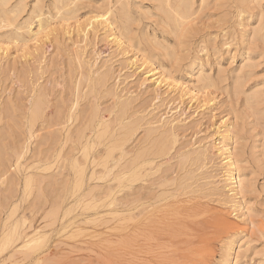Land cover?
<instances>
[{"label": "rangeland", "instance_id": "1", "mask_svg": "<svg viewBox=\"0 0 264 264\" xmlns=\"http://www.w3.org/2000/svg\"><path fill=\"white\" fill-rule=\"evenodd\" d=\"M164 1L0 0V264H264V0Z\"/></svg>", "mask_w": 264, "mask_h": 264}, {"label": "bare ground", "instance_id": "2", "mask_svg": "<svg viewBox=\"0 0 264 264\" xmlns=\"http://www.w3.org/2000/svg\"><path fill=\"white\" fill-rule=\"evenodd\" d=\"M56 2H62V0H54ZM166 1V0H165ZM164 1V2H165ZM186 1V0H185ZM166 3H168L166 1ZM177 3V2H176ZM190 3V2H189ZM7 4V3H6ZM70 5V4H69ZM175 5V4H174ZM131 6V5H130ZM129 6V7H130ZM165 6V3L164 5ZM167 6V4H166ZM170 6V5H169ZM188 6V4H187ZM192 6V5H191ZM123 9H127L126 8V4L124 3L123 4ZM164 8V7H163ZM173 8H176V6H174ZM167 11L169 8H166ZM6 10V9H5ZM61 10V9H60ZM66 10V9H65ZM112 10V8H111ZM59 11V10H57ZM166 11V12H167ZM5 12V11H4ZM7 12V11H6ZM36 13V15H40L41 14V10L40 8H36V10L34 11ZM66 12V11H65ZM70 12V9L69 11ZM172 12V11H171ZM62 13V12H61ZM188 13V12H186ZM57 14V13H56ZM174 14V13H173ZM11 15V14H10ZM62 15V14H61ZM175 15H176V12H175ZM172 16V15H171ZM4 17V16H3ZM100 17V18H98ZM98 18V19H97ZM168 19H169V16H168ZM184 19V18H183ZM18 20V19H16ZM95 20H97V22L99 23H102L104 24L106 27L110 28L111 30L113 29V27L111 26L112 24L110 23V21L108 20L107 16H104V15H97L95 16ZM5 21V20H4ZM94 21V20H93ZM175 21V20H174ZM10 22V21H9ZM173 22V20H172ZM16 23V22H15ZM6 24V23H5ZM129 24V23H128ZM98 25V24H97ZM176 26V25H175ZM122 27V26H121ZM90 28V27H89ZM128 28V27H127ZM30 29V27H29ZM104 30V29H103ZM115 30V29H114ZM86 31V30H85ZM106 31V30H105ZM123 31V30H122ZM116 32V31H115ZM97 33V32H96ZM86 34V33H85ZM109 34V32H108ZM113 34V37H110V38H113L115 39L117 42H120V37L115 35L114 32H111L110 35ZM117 34V33H116ZM107 35V34H106ZM129 36V35H128ZM133 36V35H132ZM107 37V36H106ZM109 37V36H108ZM258 37V36H257ZM262 37V36H261ZM112 39V40H113ZM122 44V43H121ZM119 46V45H118ZM147 74V79H150V82L152 85L154 86H159L161 87L162 85L164 84H167V85H171L170 82L166 81L167 80V77L165 75H163V72L160 70V67H155L153 69H150V70H147L145 72ZM172 86V85H171ZM181 89V92L183 95H186V96H189L191 99H193L195 97V91L192 89V86H187V85H184V86H180L179 87ZM262 93V92H261ZM124 103V102H123ZM70 115V114H69ZM100 121V119L98 120ZM102 121V119H101ZM103 122V121H102ZM105 122V121H104ZM172 125V120L169 121ZM86 128V127H85ZM105 129V127H103ZM230 123H227L224 125V129L222 130V134L220 135V141L217 142L219 144V146L216 147V151L217 153L219 154L218 156H221L220 158V167L222 169V173L220 175V179L218 178V182L220 180V182H222V188H225L227 192H230L227 194V198H228V202H232L233 204V201L235 199H237L238 197V190L240 189V187H242L243 185V181L244 179L242 180V175L240 174L238 168L236 167V157H235V153L233 152L231 146H229V141L230 140H233V133L231 132V129H230ZM103 129V130H104ZM101 130V129H100ZM83 130H81L82 132ZM63 134V133H62ZM81 134V133H80ZM86 135V134H85ZM106 135V134H105ZM103 136V135H102ZM85 137V136H83ZM81 138V137H80ZM160 151L163 152L164 151V147L163 146H160L159 147ZM198 150H200V152H198ZM194 151V150H193ZM196 152H198V155L199 153L202 155V156H206L208 155L207 154V149L206 148H203V149H197ZM186 154V153H185ZM197 155V154H196ZM182 156V155H181ZM185 156V155H184ZM199 157V156H198ZM151 158V157H150ZM197 158V156H196ZM207 158V157H205ZM70 166L72 168H75L76 169V177H75V180L73 182V187H74V190H79L81 189V186H82V183H83V180L84 179V170L83 168L80 167V165L77 163L76 160L72 161L70 163ZM199 167V166H198ZM200 169V168H199ZM132 177L136 178L138 176L141 175L140 171H133V173L131 174ZM17 179V177H15ZM15 182V180H14ZM17 182V180H16ZM18 183V182H17ZM174 184V183H173ZM17 185V184H16ZM89 188V187H88ZM213 188V187H212ZM16 189V188H15ZM187 189V188H186ZM83 190V189H82ZM215 190H216V187H215ZM218 190H220L218 188ZM89 191V190H88ZM74 192V191H73ZM92 194V193H91ZM142 194V193H141ZM185 194V193H184ZM95 196V195H94ZM140 196V195H139ZM181 196V195H180ZM144 198V197H143ZM146 199V198H145ZM126 200V199H125ZM141 200V199H140ZM148 200V199H147ZM237 200L240 201V199L238 198ZM235 200V202L237 201ZM142 201V200H141ZM146 201V200H145ZM144 201V202H145ZM237 201V203L239 202ZM127 202V201H126ZM134 202V201H133ZM147 202V201H146ZM227 202V201H226ZM131 203V202H130ZM235 203V206L236 204ZM143 204H146V203H143ZM149 204V203H148ZM223 204V203H221ZM147 206V205H146ZM146 206H141V207H146ZM232 206V205H231ZM140 207V208H141ZM142 209V208H141ZM239 209V208H238ZM236 210V209H235ZM69 211V210H68ZM66 211V213L68 212ZM143 211V210H141ZM236 212V211H235ZM242 212V211H241ZM119 213V212H118ZM140 213V211H139ZM131 214V213H130ZM144 215V214H143ZM131 216V215H130ZM236 217V215H235ZM237 217H240L239 215ZM228 219V218H227ZM226 219V220H227ZM239 219H242V218H239ZM145 220V219H144ZM220 220L224 221V224L227 223V221H225V217H222L220 218ZM84 223V222H83ZM37 232H35L33 235H36ZM235 234V233H234ZM29 236L25 241L26 244H22L20 245V247L22 246H29V244L27 243H32V242H35L37 240V238H35V236ZM24 237H27V234H24L22 235V230L20 229H12L10 230L9 232V235L7 236V238L5 239L1 249L5 248L9 243H12L20 238L24 239ZM235 235H231L229 240L226 242L225 246H224V252L222 254V258L220 259V261L217 263V264H233L230 257L232 255V252L234 250V244H235ZM14 250V249H13ZM15 252V250H14ZM23 253V252H22ZM100 255V254H99ZM23 256L25 257H29L31 256V253L30 252H24L23 253ZM7 258V257H6ZM89 258V257H88ZM23 261V260H22Z\"/></svg>", "mask_w": 264, "mask_h": 264}]
</instances>
